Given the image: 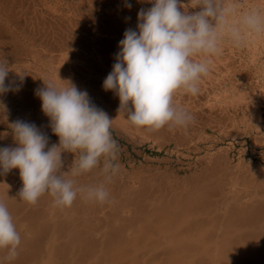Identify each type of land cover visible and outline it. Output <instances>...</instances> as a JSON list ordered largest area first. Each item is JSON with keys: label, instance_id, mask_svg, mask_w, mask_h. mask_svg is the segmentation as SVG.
Returning a JSON list of instances; mask_svg holds the SVG:
<instances>
[{"label": "rangeland", "instance_id": "obj_1", "mask_svg": "<svg viewBox=\"0 0 264 264\" xmlns=\"http://www.w3.org/2000/svg\"><path fill=\"white\" fill-rule=\"evenodd\" d=\"M222 3L236 8L233 23L249 9L264 12V0ZM181 4L182 11L199 10L198 0ZM151 7L150 0H0V62L12 86L0 94V147L16 146L18 119L46 134L48 147L58 144L36 93L49 82H70L113 120L119 164L106 184L108 202L78 194L66 208L47 194L35 205L23 201L19 170H0V201L22 248L13 261L0 250V264H264V34L246 35L241 46L225 36L218 54L197 57L210 68L198 94L174 97L194 123L149 131L126 119L103 82L125 30H135L138 12ZM77 158L62 154L65 174ZM101 169L68 178L99 185Z\"/></svg>", "mask_w": 264, "mask_h": 264}, {"label": "clouds", "instance_id": "obj_2", "mask_svg": "<svg viewBox=\"0 0 264 264\" xmlns=\"http://www.w3.org/2000/svg\"><path fill=\"white\" fill-rule=\"evenodd\" d=\"M152 7L138 12L136 29L128 28L119 41V52L112 71L103 82L105 91H114L120 109L135 127L158 131L166 126L184 127L194 116L174 103L183 91L196 95L199 83L210 70L207 57L218 54L220 42L227 36L241 46L248 34H264V12L249 9L231 22L236 8L222 0H198V11H182L181 0H150ZM126 6L130 9L131 3ZM7 62H0V94L12 90L5 80ZM45 84V83H44ZM41 110L49 118L58 144L48 147V137L34 123L17 120L12 124L15 147H0V170L18 169L22 188L20 198L35 205L45 194L54 206L71 207L78 194L85 200L104 204L111 183L119 171L118 145L111 134L112 119L74 84L57 87L47 83L37 90ZM65 152L76 154L70 172L62 171ZM102 163L105 181L99 185L77 186L74 179L91 172ZM21 236L8 207L0 201V250L8 261L15 260Z\"/></svg>", "mask_w": 264, "mask_h": 264}, {"label": "bare ground", "instance_id": "obj_3", "mask_svg": "<svg viewBox=\"0 0 264 264\" xmlns=\"http://www.w3.org/2000/svg\"><path fill=\"white\" fill-rule=\"evenodd\" d=\"M245 209V208H244ZM263 209V208H262ZM235 213V212H234ZM259 214V213H258ZM228 215V214H227ZM248 215V213H246V216ZM257 215V214H256ZM245 216V215H244ZM245 216V217H246ZM179 217H181L180 216V214H179ZM222 217V216H221ZM238 217V216H237ZM244 217V218H245ZM258 217V216H257ZM251 218V217H250ZM178 219V218H177ZM242 219V218H241ZM252 219V218H251ZM257 219V218H256ZM237 220H239V219H237ZM175 222V221H174ZM231 222H233L232 220H231ZM247 222V221H246ZM251 222V221H250ZM253 222V221H252ZM186 223V222H185ZM241 223H242V221H241ZM260 223V222H259ZM261 223H263V222H261ZM183 224V223H182ZM248 224V223H247ZM219 225V224H218ZM179 226H182L181 224L179 225ZM245 226V225H244ZM247 226V225H246ZM252 226H255V224L254 225H252ZM17 227V226H16ZM254 228V227H253ZM257 228V227H256ZM256 228H255V230H256ZM246 229V228H245ZM248 229V228H247ZM17 230H18V232L20 233V229H19V227H17ZM218 230V229H217ZM252 230V229H251ZM188 231V230H187ZM254 232V231H253ZM252 233V232H251ZM241 234V233H240ZM178 235V234H177ZM180 235V234H179ZM243 235V234H242ZM248 235V234H247ZM173 236V235H172ZM185 236V235H184ZM255 236H256V234H255ZM258 236V235H257ZM262 236V235H261ZM190 237H192V236H190ZM251 237V236H250ZM173 238V237H172ZM233 238V237H232ZM254 238V237H253ZM194 239V238H193ZM200 239V238H199ZM252 239V238H251ZM134 240V239H133ZM214 240H216V239H214ZM198 241V240H197ZM232 241V240H231ZM251 241V240H250ZM263 241V240H262ZM252 242V241H251ZM264 242V241H263ZM262 243V242H261ZM263 245V244H262ZM184 246V245H183ZM182 246V247H183ZM214 246H215V244H214ZM240 246V245H239ZM180 247V246H179ZM186 247V246H185ZM237 247V246H236ZM264 247V246H263ZM169 248V247H168ZM189 248H191V247H189ZM215 248V247H214ZM243 248V247H242ZM178 249V248H177ZM239 249H240V247H239ZM22 250V248H19L18 249V251H21ZM182 250V249H181ZM192 250V249H191ZM241 250V249H240ZM247 251V250H246ZM163 252V251H162ZM186 252H187V250H186ZM203 252V251H202ZM202 252H201V254H202ZM209 252V251H208ZM218 252V251H217ZM216 252V253H217ZM264 252V251H263ZM164 253V252H163ZM162 253V254H163ZM173 253V252H172ZM188 254H190L189 252H187ZM241 253H243V250H242V252ZM194 254V253H193ZM213 254V253H212ZM261 254H263V253H261ZM165 255V254H164ZM216 255V254H215ZM250 255V254H249ZM264 255V254H263ZM156 256V255H155ZM160 256V255H159ZM162 256V255H161ZM184 256H185V254H184ZM187 256V255H186ZM171 257V256H170ZM177 257V256H176ZM194 257V256H193ZM199 257V256H198ZM240 257V256H239ZM246 257V256H245ZM256 257H257V255H256ZM186 258V257H185ZM241 258V257H240ZM247 258V257H246ZM180 259V258H179ZM189 259H191V258H189ZM192 259H194V258H192ZM191 259V260H192ZM243 259V258H242ZM245 259V258H244ZM251 259H253V258H251ZM259 259H261V258H259ZM212 260V259H211ZM214 260V259H213ZM239 260V259H238ZM158 261V260H157ZM197 261V260H196ZM207 261V260H206ZM253 261V260H252ZM185 262V261H184ZM68 264H70V263H68ZM167 264V263H166ZM181 264V263H180Z\"/></svg>", "mask_w": 264, "mask_h": 264}]
</instances>
